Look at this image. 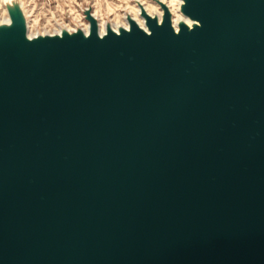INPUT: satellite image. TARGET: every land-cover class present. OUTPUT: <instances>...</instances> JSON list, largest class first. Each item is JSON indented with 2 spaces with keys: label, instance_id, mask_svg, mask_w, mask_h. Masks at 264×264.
Segmentation results:
<instances>
[{
  "label": "water",
  "instance_id": "water-1",
  "mask_svg": "<svg viewBox=\"0 0 264 264\" xmlns=\"http://www.w3.org/2000/svg\"><path fill=\"white\" fill-rule=\"evenodd\" d=\"M162 7L0 29V264H264V0Z\"/></svg>",
  "mask_w": 264,
  "mask_h": 264
},
{
  "label": "bare ground",
  "instance_id": "bare-ground-1",
  "mask_svg": "<svg viewBox=\"0 0 264 264\" xmlns=\"http://www.w3.org/2000/svg\"><path fill=\"white\" fill-rule=\"evenodd\" d=\"M153 3H156L160 9V11L155 9H149L146 7L143 2L140 0H133V2L137 5L138 10L136 12L130 13V11L124 9V21L119 20L115 18L114 20H110L109 17L106 16V20L102 19L99 20L98 16L93 12V8L91 5L83 6L81 7V18L85 21L84 28L81 26L82 24H79L77 21L71 19L70 22L74 26L73 29H69L64 25L62 22H60L56 17L55 21L58 24L59 31H42L40 27L36 28L35 33H29V21L31 19V14L28 12V8L26 6V2L24 0H1V4L4 6L6 10V15L7 17L4 19H0V29L2 28H7L10 26L15 25L17 22H23L24 20V25H25V31L24 34L26 38H34L36 36H45V35H62L64 31L66 32H74L77 30H82L84 34H88L90 30V21L87 18V13H89L93 18H95L96 23H97V31L99 35L105 34L108 30H114L115 32H119L121 28H126L128 29L130 26V20H134L141 28L144 30L148 31V27L146 25V18L145 14L155 16L160 22L162 20V15H163V7L162 4H164L169 12H170V22L175 30H178L179 26L181 23L186 24L188 27L193 26L194 24H197L198 21L196 19H192L189 16L185 15L182 10L181 6L183 4V0H151ZM174 1H177L176 3ZM145 3V2H144ZM140 19H139V18ZM102 18V17H101ZM112 22L115 23H120L116 24L115 27H113Z\"/></svg>",
  "mask_w": 264,
  "mask_h": 264
},
{
  "label": "rangeland",
  "instance_id": "rangeland-1",
  "mask_svg": "<svg viewBox=\"0 0 264 264\" xmlns=\"http://www.w3.org/2000/svg\"><path fill=\"white\" fill-rule=\"evenodd\" d=\"M24 1L26 2L29 14H31V19L28 25L29 33H35L37 27H40L42 31H59L58 24L54 17H56L69 29L74 28L70 22L71 19L77 21L79 24H82L81 26L84 28L85 21L81 18L80 12L81 7L87 5L92 6L93 12L101 21L102 19L106 20V16L109 17L110 20L117 18L124 21V9L130 11L131 14L132 12H136L138 10V7L133 0H52L50 4L47 0ZM140 1L143 2V4L149 9H155L156 7L157 10L160 11L158 5L153 3L151 0ZM174 2L176 3L177 1ZM52 12L55 14L53 15L54 17L50 18ZM6 17V10L0 0V19H4ZM38 18L39 22L37 20ZM116 24L120 23L112 22L113 27H115Z\"/></svg>",
  "mask_w": 264,
  "mask_h": 264
},
{
  "label": "built area",
  "instance_id": "built-area-1",
  "mask_svg": "<svg viewBox=\"0 0 264 264\" xmlns=\"http://www.w3.org/2000/svg\"><path fill=\"white\" fill-rule=\"evenodd\" d=\"M47 1L49 2V4L52 2V0H47ZM54 12H55V11H54ZM54 12L51 13L50 18H51V17H54V16H53V15L55 14ZM37 20H38V22H39V18H38ZM44 24H45V23H44Z\"/></svg>",
  "mask_w": 264,
  "mask_h": 264
},
{
  "label": "clouds",
  "instance_id": "clouds-1",
  "mask_svg": "<svg viewBox=\"0 0 264 264\" xmlns=\"http://www.w3.org/2000/svg\"><path fill=\"white\" fill-rule=\"evenodd\" d=\"M181 2H182V0H181Z\"/></svg>",
  "mask_w": 264,
  "mask_h": 264
}]
</instances>
